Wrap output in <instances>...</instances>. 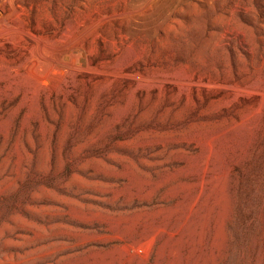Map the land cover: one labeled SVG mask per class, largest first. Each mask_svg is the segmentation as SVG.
Here are the masks:
<instances>
[{"label":"rangeland","instance_id":"obj_1","mask_svg":"<svg viewBox=\"0 0 264 264\" xmlns=\"http://www.w3.org/2000/svg\"><path fill=\"white\" fill-rule=\"evenodd\" d=\"M0 264H264V0H0Z\"/></svg>","mask_w":264,"mask_h":264}]
</instances>
